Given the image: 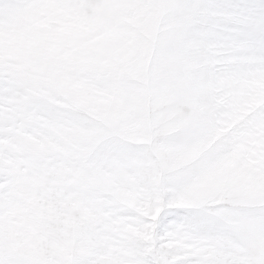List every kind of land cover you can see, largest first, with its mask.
<instances>
[{"label":"rangeland","instance_id":"rangeland-1","mask_svg":"<svg viewBox=\"0 0 264 264\" xmlns=\"http://www.w3.org/2000/svg\"><path fill=\"white\" fill-rule=\"evenodd\" d=\"M0 256L264 264V0H0Z\"/></svg>","mask_w":264,"mask_h":264},{"label":"bare ground","instance_id":"bare-ground-1","mask_svg":"<svg viewBox=\"0 0 264 264\" xmlns=\"http://www.w3.org/2000/svg\"><path fill=\"white\" fill-rule=\"evenodd\" d=\"M89 1V3L91 4V5H93L94 4V2H95V0H88ZM101 1V0H100ZM127 1V0H126ZM140 1V0H139ZM138 2V1H137ZM102 3V2H101ZM105 3H108V2H105ZM142 3V2H141ZM144 3L146 4V1H144ZM103 4V3H102ZM126 4V3H125ZM130 4V3H129ZM133 4V3H132ZM144 4V5H145ZM96 5V4H95ZM109 5V4H108ZM134 5V4H133ZM135 6V5H134ZM95 7V6H94ZM145 7H146V5H145ZM129 8V7H128ZM98 9H99V7H98ZM161 11V10H160ZM25 14V13H24ZM24 16V15H23ZM106 35V34H105ZM162 100V99H161ZM172 102V101H171ZM182 130V129H181ZM242 152V151H241ZM226 178H227V176H226ZM226 178H225V180H226ZM135 188V187H134ZM247 202V201H246ZM161 204V203H160ZM159 204V205H160ZM169 204V203H168ZM244 205V204H243ZM24 216V215H23ZM189 216V215H188ZM224 219V218H223ZM222 220V219H221ZM223 221V220H222ZM228 222V221H227ZM224 226V225H223ZM242 230V229H241ZM19 234V233H18ZM3 240H4V238H3ZM19 241V240H18ZM4 242V241H3ZM5 243V242H4ZM7 246V245H6ZM8 248H9V246H8ZM20 250H21V248H20ZM19 251H17V253H18ZM16 254V253H15ZM20 254V253H19ZM111 255V254H110ZM18 257V256H17ZM113 258V257H112ZM0 259H1V256H0ZM31 261V260H30ZM33 262V261H32Z\"/></svg>","mask_w":264,"mask_h":264}]
</instances>
